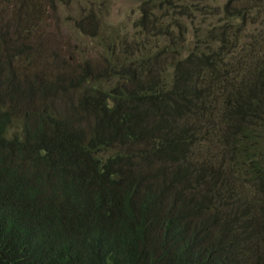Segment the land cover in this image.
<instances>
[{
	"label": "trees",
	"instance_id": "trees-1",
	"mask_svg": "<svg viewBox=\"0 0 264 264\" xmlns=\"http://www.w3.org/2000/svg\"><path fill=\"white\" fill-rule=\"evenodd\" d=\"M39 5L0 0V264H264V0L103 3L96 60Z\"/></svg>",
	"mask_w": 264,
	"mask_h": 264
},
{
	"label": "rangeland",
	"instance_id": "rangeland-1",
	"mask_svg": "<svg viewBox=\"0 0 264 264\" xmlns=\"http://www.w3.org/2000/svg\"><path fill=\"white\" fill-rule=\"evenodd\" d=\"M40 5L37 10L45 15L34 20L37 29L41 34L46 33L48 43L53 41L57 43L58 48L66 51L67 47H75L76 52L88 54V58L96 60L98 41L92 37L77 34V24L82 20L84 28L89 22L87 16L97 15L101 12L103 3L108 7L104 9L103 14L106 26L109 29L119 27L128 31L130 34L135 32L133 22L140 15V5L144 0H39ZM49 3L53 4V10H50ZM108 12V14H107ZM94 18L92 19V23ZM199 19L196 20L198 22Z\"/></svg>",
	"mask_w": 264,
	"mask_h": 264
}]
</instances>
